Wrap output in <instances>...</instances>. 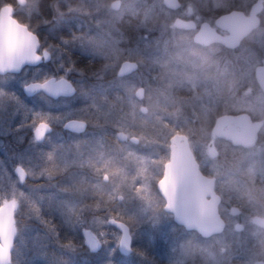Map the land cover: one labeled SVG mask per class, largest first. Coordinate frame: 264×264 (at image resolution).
Instances as JSON below:
<instances>
[{
  "label": "rangeland",
  "instance_id": "374dc122",
  "mask_svg": "<svg viewBox=\"0 0 264 264\" xmlns=\"http://www.w3.org/2000/svg\"><path fill=\"white\" fill-rule=\"evenodd\" d=\"M109 1L26 0L23 6H14L24 23L49 24L56 30L57 45L64 46L56 65L73 66L70 76L77 91L69 100L53 103L62 105L56 107L62 111L60 116L102 120L105 130L124 129L138 142L121 144L111 132L108 140L91 147L72 141L52 150L51 145L29 143L30 139H9L6 160L0 159V203L19 205L10 264L41 259L45 264H69L68 252L64 255L56 243L45 244L48 230L37 219L41 213L59 226V233H73L65 220L83 218L110 232L118 231L107 224V217L123 221L131 236V264H225L224 240L213 241L216 255L210 241L175 224L163 210L155 184L168 159V137L184 131L203 166L224 177L226 200L264 195V124L251 147L214 139L218 154H207L217 115L245 111L264 120V94L250 77L264 56V26L223 56L218 46L198 48L193 31L173 27L175 13L161 0H120L117 10L109 7ZM207 1L185 0L197 24L209 23L211 7L218 8ZM244 1L248 2H237L245 5ZM125 22L135 26L129 28V38ZM59 56L57 48L55 59ZM124 59L136 61L138 68L119 78L115 72ZM26 74L12 77L13 82L19 83ZM140 86L143 97L134 103V91ZM11 94L0 90L8 123L24 119L23 112L13 117ZM124 101L131 106L127 110L122 108ZM140 105L146 113H140ZM15 164L26 172L22 185L12 171Z\"/></svg>",
  "mask_w": 264,
  "mask_h": 264
},
{
  "label": "water",
  "instance_id": "95a60500",
  "mask_svg": "<svg viewBox=\"0 0 264 264\" xmlns=\"http://www.w3.org/2000/svg\"><path fill=\"white\" fill-rule=\"evenodd\" d=\"M23 4L24 0H17ZM162 4L170 9H176L180 3L178 0H162ZM113 8L119 6V0L111 2ZM261 7V1H255L247 15L239 10H231L221 14L215 20V25L227 30V34L221 36L214 31L207 22H202L192 39L201 45H207L212 41L221 40L226 46L235 48L253 28L259 24L257 16ZM13 7L10 4L0 6V72H17L25 64H34L35 57L32 53L35 48L34 40L30 42L31 33L26 27L12 16ZM172 25L177 28H193L192 20H185L175 17ZM32 47V52H27L29 58L22 59L28 48ZM137 62L130 60L121 61L117 74L119 76L129 74L137 69ZM255 79L264 92V65H259L254 71ZM64 80V79H62ZM71 88V92L62 95H71L74 93V87L64 80ZM143 90L139 87L135 91V96L141 98ZM139 110L145 112L146 108L140 106ZM262 124V120H250L245 112L237 114H221L216 117L211 127V137L223 136L230 140L233 145L249 146L254 143L256 133ZM66 127L72 130H79L83 127L80 120H70ZM116 139L125 141L127 135L122 130L116 132ZM130 141L136 142V137H130ZM168 161L163 165V171L160 179L156 182V188L164 199L163 210L172 214L173 221L181 225L185 230H193L201 237H208L211 234L219 233L224 226V221L220 217L217 204L219 196L213 190V177L202 174L198 164L188 146L186 136L175 133L170 138ZM210 156L216 154L211 142L208 145ZM14 174L18 182H23L25 171L22 167L16 166ZM106 179V176L103 177ZM12 208V203H6L0 209H3V215L6 222L0 223V233L9 231V241L3 248H0V257L3 258V264H10V251L13 246L15 236V224L10 209L7 214L4 210ZM234 209V208H232ZM106 222L116 228L120 235L125 238L130 247L129 227L121 220L114 217H108ZM264 225V222L260 221ZM239 228V225H236Z\"/></svg>",
  "mask_w": 264,
  "mask_h": 264
},
{
  "label": "flooded vegetation",
  "instance_id": "af4514ba",
  "mask_svg": "<svg viewBox=\"0 0 264 264\" xmlns=\"http://www.w3.org/2000/svg\"><path fill=\"white\" fill-rule=\"evenodd\" d=\"M112 1H114V0L109 1V7L112 10H117L119 8V6L117 8H113L111 6ZM178 1L180 3L178 8H176V9L166 8V9L175 13V15H174L175 17H179V18H182L185 20H192L194 22L193 28H189V29L178 28V30L185 32V33L186 32L189 33L191 31H193V33H192V35H193L202 22L200 24H197L196 21L191 17L192 12H193V8L191 5H185V0H178ZM237 1L241 2V0H208L207 1V4L210 7L212 5L214 7H215V5H217V7H218V8H212L211 7V9H212L211 10V12H212L211 18H210L211 21H209V23L208 22L207 23L210 25V27H212L214 29L215 32H217L221 36L227 34V30L215 25L216 18L218 16H220L221 14L227 13L231 10H239L243 14L247 15L249 13V10H250L252 4L257 0H251V1L248 0V2L244 1L246 3L245 5H240ZM260 1H261V7L257 13V16L259 19V24L257 25L256 28H253L239 42L238 46H236L235 48H230V47L226 46L221 40L212 41L207 45H201V44H198L196 42H193V43L198 48H207V47L212 46V45L218 46V48L221 49V51H223L222 52L223 56L226 55L225 53H230L231 51L237 50L244 41L248 40V38H249L248 36L253 30L257 29L258 27L264 26V0H260ZM25 2H26V0H24L23 4H19L17 2V0H10L9 2H4V3L0 4V6L2 4H10L13 7L12 16L17 20V22L24 25L26 27V30L32 34L31 35L32 37H29L31 39L30 42L32 43L33 40L35 42V48H34L33 52H32V47L25 50L26 52H32L34 54L35 61H36L34 64H25L17 72H10V71L0 72V90L9 91L11 93L14 90L16 92H20L19 84L24 80L31 81L33 79L34 74L37 73V69L40 70L39 76L44 75V73L47 71L55 72L56 62L58 60L62 59L63 54H64V51H63L64 46L57 45V41L55 38L56 37V30L53 28L50 29L49 27H51V25L42 24V23H40V24H26L17 15V13L15 12V7H14L15 4H17L19 6H23L25 4ZM119 5H120V0H119ZM203 22H205V21H203ZM145 36H146V34H145ZM246 37H248V38H246ZM127 42H128V45L132 44V40H130V39H128ZM252 45L254 46V44H250V46H249L250 49H251ZM57 48L60 49V56L58 59H55V55L57 53ZM37 56H40L43 60L50 61V63L47 65L39 63L36 60ZM259 59L260 60L256 64V66L254 67L253 74H252L257 88H259V86H258V83L255 79L254 71H255V68L257 66L264 65V56L263 55L260 56ZM124 60H129V59H124ZM52 61H54V63H51ZM130 61H134V60H130ZM120 63L118 64L115 75L119 78H124V77L128 76L130 73L119 76L117 74V71H118ZM137 65H138V63H137ZM137 68H138V66H137ZM25 71L27 72V74H26V76H24L20 80L19 83L13 82L12 77H17ZM56 75H58L60 77V79L67 80V82H69L74 87V93L71 95H62L61 99L53 100L52 104L54 102H57V101L62 102L65 100H69L71 98V96H73L77 91L75 83L73 82L72 77L70 75L60 76L59 73H56ZM37 78H39V77H37ZM165 80H167L166 76H165ZM140 87L143 90V87L142 86H140ZM135 91L133 94L134 96H135ZM143 93H144V90H143ZM142 97H143V95H142ZM142 97L137 98L135 96L133 98L134 103H136V101L141 100ZM21 98H23V97L21 96ZM124 102H126V101H124ZM38 103H43V102L39 101V99H38ZM125 106H126V103H125ZM140 106H143V105H140ZM130 107L131 106L128 105V107H126V108L129 109ZM51 111L53 113L60 114V115L62 113L61 109L56 108L55 105L51 109ZM63 111L65 112V109H63ZM140 113L144 114V113H146V111L145 112L140 111ZM221 114H232V113L226 112V113H221ZM221 114H219V115H221ZM60 115H59L58 119H54L53 121H51V129L48 133V136L45 137L41 142L34 143V145H36L38 147L44 146V145H51L52 150H55V148H64V146L67 143H70L72 141H76V142H80V143L82 142V143L89 145L91 147V145H96V144L102 142L104 139L108 140L111 132H113L114 136H115L116 132L119 130H122L127 135V138L125 141H119L116 139L121 144H126L127 142H132V141H130V137H136L134 135L128 134L127 131L124 129L114 128L111 130V128H108V126H107L108 129L105 130L106 125L104 126V122L102 120H89L86 117L85 118H72V117H69V118L66 117L65 118V117H61ZM219 115H217V116H219ZM4 116H5V114L3 112V108L0 106V129H6L9 127H11L12 129H15L17 127V125L21 122V120H23L21 118H16L15 121H9V123H8L6 116L5 117ZM216 117H215V119H216ZM22 118H23V115H22ZM249 118H250V120H259V119L262 120V124L260 125V127L256 133V139H255V142H256L257 137H258V133L264 124V120H263V118L253 119L250 115H249ZM73 119L82 121L83 127L79 130H72L71 128L66 127V123L70 120H73ZM215 119H214L211 127L213 126ZM211 127H210V131H211ZM210 131H209V134H210ZM175 133L183 134L186 136L188 146H189V148H190V150H191V152H192V154H193V156H194V158L198 164V168H199L200 172L206 176L213 177V179H214L213 190L219 196V201L217 204V210H218L220 217L224 221L223 229L219 233L211 234L210 236L204 237L203 239H207L208 241H210L212 251L216 255H219V254L217 253V250H216L217 245L216 244L213 245L214 244L213 241H215V239H217V238H221L224 240V243L226 246V249L224 251L225 252L224 253L225 264H264V225L260 223V221L264 222V195L261 196V199H242V200H239L237 202L226 200L225 199L226 196H225V193L223 191L224 185H225L224 177L218 176L215 173H212V171L209 170V167L203 166V164L200 161L199 153L196 151V149L193 148L191 141H190V138H189V136H187L188 133H186L184 131H179V132L172 133L168 137V139H167L168 155H169V146L171 144L169 141V138ZM18 136H23L24 141H26V140L28 141V139H30V140L32 139V132L29 128H24L20 132L15 133L14 135H0V151H4V153H5V155L0 156V159L6 160L4 157H6L9 153L7 145H9L12 142H9L8 140L11 138H16ZM214 139H223V140L228 141L230 144H232L229 139H227L223 136H218V137L212 138L210 135L208 145L211 142L213 148L216 151V154L214 156H210L208 153V145H207V154L210 157H215L218 154L217 150L213 144ZM137 142H138V138H137L136 142H132V143H137ZM254 143H252L249 146H241V147L248 148V147H251L252 145H254ZM167 160L165 162H167ZM164 163H163V165H164ZM16 166H20V165L15 164L13 166V168H12L13 173H14V169ZM162 171H163V166H162ZM161 174H162V172H161ZM26 178H27V175L25 172V178H24L23 182H18V183L22 185L25 182ZM262 190H264V188ZM9 202L12 203V208H6L4 210V212H5V214H7L8 211L10 209H12L10 214L12 215L13 222L15 224V221H14L15 213H16L19 205H17L13 201H6V202L0 203V208ZM232 208H234V209H232ZM167 213H169V212H167ZM169 214L171 216V220H173L172 214L171 213H169ZM44 217H46L48 220L50 219V216L44 215ZM236 225H239V228H236ZM15 233H16V231H15ZM38 234H40V233H38ZM44 234L46 235V238H47L45 244H47L49 246H51V245L55 246V244H54L55 242L53 240V237L49 235L48 231H46ZM71 236H73V233H62V232L59 233L60 240H64L66 237H71ZM13 241H14V239H13ZM130 247H131V252H132L131 239H130ZM12 248H13V246H12ZM60 249L62 250L64 255H65L64 252H68L62 248H60ZM11 251H12V249H11ZM11 251H10V258H11ZM48 252H50V251L47 250L46 253H48ZM68 253H69V255H68L69 264H75V261L80 258V255L74 256L72 253H70V252H68ZM59 254H61V253L59 252ZM28 255H29V252H28ZM130 255H131V253H130ZM45 262H46L45 259L34 260L32 264H45Z\"/></svg>",
  "mask_w": 264,
  "mask_h": 264
},
{
  "label": "snow or ice",
  "instance_id": "6c2138e0",
  "mask_svg": "<svg viewBox=\"0 0 264 264\" xmlns=\"http://www.w3.org/2000/svg\"><path fill=\"white\" fill-rule=\"evenodd\" d=\"M29 58L26 52L22 59ZM36 60L42 64H49L50 61L43 60L40 56ZM51 63H54L52 61ZM72 64L61 62L55 66V72L47 71L44 75L39 76V69L34 74L31 81L24 80L19 84L20 92H12L10 103L14 107L13 117L23 112L24 119L15 129L11 127L0 129V135H14L24 128H29L32 132V139L29 143H39L51 129V121L58 119L60 114L53 113V100L61 99L62 94L71 92V88L60 79V76H68L73 71ZM39 77V78H37ZM21 96L23 98H21ZM42 101L43 103H38ZM62 105H55L61 107ZM18 142H23L24 137L16 138ZM5 155L0 151V156ZM37 219L45 225L54 242L65 251L72 253L74 256L78 253L80 258L75 264H131V249L125 238L116 231H106L97 229L94 224L86 219L80 218L76 221L65 220V223L71 226L73 236L66 237L64 240L59 238V226L52 224L41 213ZM3 209H0V223H5ZM9 241V231L0 233V248H3ZM0 264H3V258L0 257Z\"/></svg>",
  "mask_w": 264,
  "mask_h": 264
},
{
  "label": "trees",
  "instance_id": "16d2710c",
  "mask_svg": "<svg viewBox=\"0 0 264 264\" xmlns=\"http://www.w3.org/2000/svg\"><path fill=\"white\" fill-rule=\"evenodd\" d=\"M10 0H4V2H9ZM131 26H134L133 25V23H127V22H125V32H127V38H129L131 35H130V33H129V28L131 27ZM135 27V26H134ZM126 36V35H125ZM131 40V39H130ZM251 77V80L253 81V82H255L254 81V79H253V76L251 75L250 76ZM255 87H256V84L254 85ZM125 103L126 102H124V105L122 106V108H124L123 110H127V106H125ZM241 112V111H240ZM234 113H236V112H234ZM250 115V114H249ZM253 119H258L259 117H256V116H252V115H250Z\"/></svg>",
  "mask_w": 264,
  "mask_h": 264
}]
</instances>
